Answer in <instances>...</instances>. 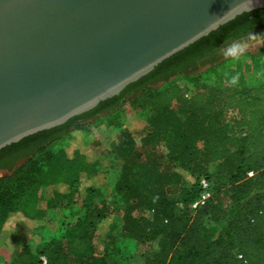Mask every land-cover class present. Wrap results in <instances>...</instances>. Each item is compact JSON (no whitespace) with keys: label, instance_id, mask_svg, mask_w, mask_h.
<instances>
[{"label":"trees","instance_id":"16d2710c","mask_svg":"<svg viewBox=\"0 0 264 264\" xmlns=\"http://www.w3.org/2000/svg\"><path fill=\"white\" fill-rule=\"evenodd\" d=\"M242 19L164 61L119 96L0 151V169L10 170L0 177V235L17 217L43 218L44 187L58 186L56 201L72 209L80 203L82 211L64 224L61 237L36 250L24 246L5 264H42V258L47 264H109L106 254H98L97 238L117 230L119 214L99 186L101 144L72 145L90 127L113 125L123 104L150 110L139 136L122 130L109 151L121 161L115 192L124 207L126 239L149 246V264H264V86L209 84L224 68L240 80L264 73V49L237 62L210 59L226 38L250 27ZM181 78L194 90L182 86ZM238 131L245 132L244 143L233 149ZM60 140L67 141L65 148L38 159ZM223 176L227 185L220 183ZM202 179L212 183V198L194 209ZM224 187L231 202L228 221H221Z\"/></svg>","mask_w":264,"mask_h":264},{"label":"water","instance_id":"95a60500","mask_svg":"<svg viewBox=\"0 0 264 264\" xmlns=\"http://www.w3.org/2000/svg\"><path fill=\"white\" fill-rule=\"evenodd\" d=\"M235 3L0 0V151L119 96L241 16L214 23Z\"/></svg>","mask_w":264,"mask_h":264},{"label":"rangeland","instance_id":"374dc122","mask_svg":"<svg viewBox=\"0 0 264 264\" xmlns=\"http://www.w3.org/2000/svg\"><path fill=\"white\" fill-rule=\"evenodd\" d=\"M264 48H259L251 53H258ZM222 60V59H221ZM224 60V59H223ZM231 67L224 68L221 73L222 76L218 80H213L209 84L217 85L224 88L227 85V79L225 74H230ZM182 86L191 85L185 79H180ZM239 88H256L264 86V73L252 72L246 75L244 79L239 81ZM194 90V88H193ZM150 110H134L130 105H121L120 118L114 122L113 130L108 131L105 126L102 125L98 128L90 127L85 133L82 134V138L79 142L72 145L73 148L83 147L91 145L93 142L98 141L101 146L97 149L100 160V173L99 186L110 204L118 211V228L112 234H107L106 231H102L97 238L98 254L108 257L109 264H149V258L151 249L147 245H140L136 242L126 239L123 235L122 226V213L124 210L118 195L115 192V184L119 176L121 161H116L109 151L117 141V131L121 127H127V130H131L135 133H139L144 129L147 124ZM110 126V127H111ZM131 128V129H129ZM244 131H238L236 136L237 140L233 144V149H238L243 145ZM67 146L66 140H60L50 148L47 152L39 155L38 159L43 160L49 153H56ZM73 150V149H72ZM70 150V153H72ZM23 162V161H22ZM21 162V163H22ZM20 163V164H21ZM10 170H4L0 172V177L9 173ZM220 183L227 185L228 177L223 176ZM59 190L58 186H48L41 190L39 207L44 213L42 220H37L34 223L26 221L20 217L15 218L10 226L5 229L0 235V262L2 264L12 261L17 252L24 246H31L34 250L46 239H52L53 236L61 237L64 227L72 221L73 214L77 217L82 214L79 203L74 209L69 208L65 203H58L55 198V192ZM223 201L220 202V206L224 209L225 215H221V221L229 220V212L231 210V202L229 199V193L227 187H224ZM36 225V226H35ZM46 228L49 230L47 231ZM121 249H125L122 252ZM120 250V251H119Z\"/></svg>","mask_w":264,"mask_h":264},{"label":"clouds","instance_id":"9594fccd","mask_svg":"<svg viewBox=\"0 0 264 264\" xmlns=\"http://www.w3.org/2000/svg\"><path fill=\"white\" fill-rule=\"evenodd\" d=\"M256 0H237L232 7L217 17L214 23L235 18L237 15L251 13L255 8ZM264 48V32H254L252 29L243 32L236 37L226 38L224 43L217 50L225 61L237 62L245 58L249 53ZM227 84L236 87L240 81V74H225Z\"/></svg>","mask_w":264,"mask_h":264},{"label":"flooded vegetation","instance_id":"af4514ba","mask_svg":"<svg viewBox=\"0 0 264 264\" xmlns=\"http://www.w3.org/2000/svg\"><path fill=\"white\" fill-rule=\"evenodd\" d=\"M240 17H243L241 24L243 23L245 24V26H250L249 28L246 27L247 29L245 28L246 31L252 29L254 32H257V33L264 32V9L254 10L251 13H245L244 15H241ZM216 38L219 39L220 37L217 36ZM219 48L220 47H218V49ZM210 59L212 61H215L217 59L218 61H222L223 57L217 51L215 53H212V55L210 56ZM4 170H9V169H3V170L0 169V172Z\"/></svg>","mask_w":264,"mask_h":264},{"label":"built area","instance_id":"2783aa9c","mask_svg":"<svg viewBox=\"0 0 264 264\" xmlns=\"http://www.w3.org/2000/svg\"><path fill=\"white\" fill-rule=\"evenodd\" d=\"M190 91L193 90L192 85H187ZM2 177V176H1ZM201 187L203 189V193L200 198L194 203L193 208L199 209L205 206L212 198V183L207 179L201 180ZM42 264H47V260L42 258Z\"/></svg>","mask_w":264,"mask_h":264},{"label":"crops","instance_id":"0c3cea01","mask_svg":"<svg viewBox=\"0 0 264 264\" xmlns=\"http://www.w3.org/2000/svg\"><path fill=\"white\" fill-rule=\"evenodd\" d=\"M113 127L114 126H111V127H105V129L107 128L108 129V131H112L113 130ZM125 129H128L127 127H121V128H119V130L117 131V135L122 131V130H125ZM129 129H131V128H129ZM42 220V219H41ZM35 221H37V220H35ZM35 221H33L32 223H34ZM36 226V225H35ZM46 230L48 231L49 229L48 228H46ZM53 238H57V237H55V236H53L52 237V239ZM51 240V239H50ZM45 241H49V239H46Z\"/></svg>","mask_w":264,"mask_h":264}]
</instances>
